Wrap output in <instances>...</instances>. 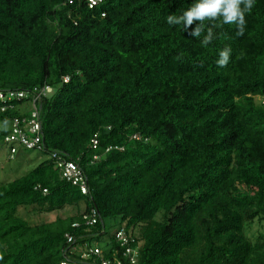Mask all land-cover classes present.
Masks as SVG:
<instances>
[{
    "label": "trees",
    "instance_id": "16d2710c",
    "mask_svg": "<svg viewBox=\"0 0 264 264\" xmlns=\"http://www.w3.org/2000/svg\"><path fill=\"white\" fill-rule=\"evenodd\" d=\"M192 3L0 0V92L27 93L0 98V122H10L0 149L43 158L0 180V264H132L118 230L135 264H264V230L247 233L255 221L264 227V104L255 101L264 96V0H254L243 35L217 19L199 38L166 22ZM44 85L52 91L33 103ZM34 111L40 148L8 145L15 119L30 134ZM58 159L80 166L86 193L61 177ZM80 202L83 212L50 222L18 215ZM115 217L105 247L92 245ZM89 248L101 252L82 256Z\"/></svg>",
    "mask_w": 264,
    "mask_h": 264
},
{
    "label": "clouds",
    "instance_id": "9594fccd",
    "mask_svg": "<svg viewBox=\"0 0 264 264\" xmlns=\"http://www.w3.org/2000/svg\"><path fill=\"white\" fill-rule=\"evenodd\" d=\"M254 0H193L191 6L183 10L182 14H169L166 17V22L171 26L183 24V31L188 32L191 37L199 38L204 31V21H215L222 19L223 25H235L238 35L244 34L246 25V14H250L253 8ZM194 21L199 22L193 28ZM213 32L208 31V34L201 41L202 46H207L211 43ZM232 53L231 47H225L219 51V58L215 61L220 68L226 67L229 63ZM255 101L260 103L258 98ZM6 123V122H5ZM6 130V129H5ZM3 256L0 255V261Z\"/></svg>",
    "mask_w": 264,
    "mask_h": 264
},
{
    "label": "built area",
    "instance_id": "2783aa9c",
    "mask_svg": "<svg viewBox=\"0 0 264 264\" xmlns=\"http://www.w3.org/2000/svg\"><path fill=\"white\" fill-rule=\"evenodd\" d=\"M99 1L101 0H88L89 7H94L95 5L98 4ZM67 80H68V77H64L63 81H67ZM33 91H34V96H33L32 102L34 103V101L40 98V96L49 94L52 91V88L49 85H44L42 87L33 88ZM26 96H27V93L24 91L0 92V98L7 100V101H10L13 97L23 98ZM258 100L260 103L264 104V96H260ZM32 116L33 118L29 120V130L28 131L30 134H27V133L25 134L24 132H22V130L17 126L18 125L17 119L14 120L12 132L9 135L5 136V141L6 143H8V145L23 144L27 148H33V147L40 148V144H39L40 123L35 118L36 111L33 112ZM95 144H96V141L94 140L93 146ZM15 151H16V147L10 146V153H14ZM56 165L60 168V174L62 178L71 182V184L73 185L79 186L82 193H86L88 191L87 178L84 175L80 166L75 161L58 159L56 162ZM43 192L46 193V189H43ZM83 217L87 218L88 216L84 215ZM94 221L95 219L92 216L89 222H94ZM65 237L68 242H72L74 240L70 234H65ZM129 237L130 235L129 234L126 235L123 232V230H118L116 233V238L121 241V244L127 245V247L125 248L124 254L128 256L132 264H135L136 263V259H135L136 252L130 246H128ZM88 252L89 253H86V254L84 252L82 256H89L90 253L100 254L101 249L89 248ZM60 264H68V261L66 260L61 261ZM101 264H110V263L106 261L105 259H101Z\"/></svg>",
    "mask_w": 264,
    "mask_h": 264
},
{
    "label": "rangeland",
    "instance_id": "374dc122",
    "mask_svg": "<svg viewBox=\"0 0 264 264\" xmlns=\"http://www.w3.org/2000/svg\"><path fill=\"white\" fill-rule=\"evenodd\" d=\"M19 108L20 111H28L30 109V104H21ZM9 126L10 122H0V128H5ZM7 155V151L4 148H1L0 180L14 179L17 176L24 174L27 170L33 168L41 159H43L40 158V156L38 155V151H28L24 148H20L19 152L12 159H9ZM84 207V202H80L78 206H65L60 210L47 213L38 211L37 207L27 206L19 207L18 215L21 216L23 219L27 220L30 224H39L42 222H50L54 220L57 216L66 217L83 212ZM104 222L106 226V233L101 235V238L98 241L92 242V245H98L102 248L105 247V243L109 235L114 233V231L118 228L119 219L117 217L105 218ZM262 230H264L263 223H260L258 221H255L251 226L247 227V233L250 234V237L252 238H254V235L257 234L258 231Z\"/></svg>",
    "mask_w": 264,
    "mask_h": 264
}]
</instances>
